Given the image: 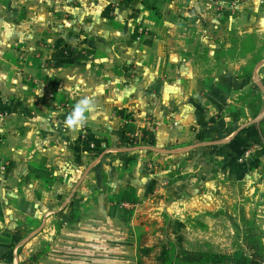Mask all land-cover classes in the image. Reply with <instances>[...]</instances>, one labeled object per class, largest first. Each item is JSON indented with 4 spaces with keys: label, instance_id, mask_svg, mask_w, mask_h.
<instances>
[{
    "label": "crops",
    "instance_id": "crops-1",
    "mask_svg": "<svg viewBox=\"0 0 264 264\" xmlns=\"http://www.w3.org/2000/svg\"><path fill=\"white\" fill-rule=\"evenodd\" d=\"M233 2L244 34L264 20V0H0V264H137L132 217L156 200L211 234L241 211L264 232V62L193 64L202 18L228 37ZM85 96L96 111L70 133Z\"/></svg>",
    "mask_w": 264,
    "mask_h": 264
},
{
    "label": "rangeland",
    "instance_id": "rangeland-1",
    "mask_svg": "<svg viewBox=\"0 0 264 264\" xmlns=\"http://www.w3.org/2000/svg\"><path fill=\"white\" fill-rule=\"evenodd\" d=\"M231 4L233 5H228L225 11L230 19H228L229 24L226 27L228 37L224 38H216L218 35L215 33L219 30L215 26H210L209 21L204 22L202 18L204 16L201 12L198 13L195 8L188 10L189 15H197L202 18V22L200 21L201 28L208 31L205 45L199 51L200 53L193 58L195 73L198 76L219 77L225 74H233L238 78L253 77L255 70L264 62V20L261 21V24L247 25V33L244 34L231 19L238 16L240 7H237L238 3L236 2ZM219 12L223 14L224 11L219 9ZM211 50H214V55L210 54ZM61 108L65 109L66 107L64 105ZM100 177V183L95 185V190L98 194H104L108 175L103 173ZM153 202L154 204H148L147 208L136 212L132 217L134 257L137 264H163L165 253L172 250L170 241L177 243V246L182 245L190 252H213L212 250H217L218 252L214 253L249 255L243 244V233L253 231L264 238V232L254 224V216L252 214L247 215L243 211L239 215L230 214L229 216L227 214L224 216L225 224L217 223L214 234H211L207 231L205 220L200 217L177 215L172 210L161 209V204L157 208L159 201ZM69 209L71 213L76 212L79 217V209L74 203H71ZM77 221L78 218L73 221L70 217L69 223ZM180 224L183 226L180 227ZM23 225L25 227L27 225L25 232L28 237L30 234L28 218L23 222ZM231 228L233 232H231ZM55 235L54 233V238ZM120 236H123L124 239L125 234H120ZM181 237L184 239L183 242L179 241ZM127 240L130 241L129 238ZM42 255L43 253L38 252L21 264H35L39 256Z\"/></svg>",
    "mask_w": 264,
    "mask_h": 264
},
{
    "label": "trees",
    "instance_id": "trees-1",
    "mask_svg": "<svg viewBox=\"0 0 264 264\" xmlns=\"http://www.w3.org/2000/svg\"><path fill=\"white\" fill-rule=\"evenodd\" d=\"M250 77V76H248ZM72 220H77L78 214L71 213ZM256 225V222H254ZM183 226L180 224V227ZM260 235L253 231L243 233V244L249 252V255L234 254L226 255L214 252H190L182 245L170 241L172 250L165 253L163 264H263L264 262V242ZM180 242L184 239L179 238ZM140 263V260H139ZM141 264V263H140Z\"/></svg>",
    "mask_w": 264,
    "mask_h": 264
},
{
    "label": "clouds",
    "instance_id": "clouds-1",
    "mask_svg": "<svg viewBox=\"0 0 264 264\" xmlns=\"http://www.w3.org/2000/svg\"><path fill=\"white\" fill-rule=\"evenodd\" d=\"M3 35L5 38L11 35V26L4 24ZM96 111V103L93 97L85 96L79 99L73 106L71 112L64 120V127L70 133L81 131L85 128L88 120V114Z\"/></svg>",
    "mask_w": 264,
    "mask_h": 264
},
{
    "label": "water",
    "instance_id": "water-1",
    "mask_svg": "<svg viewBox=\"0 0 264 264\" xmlns=\"http://www.w3.org/2000/svg\"><path fill=\"white\" fill-rule=\"evenodd\" d=\"M260 87H261V89H262L263 92H264V88H263L262 86H260ZM263 117H264V114L261 115L258 119H256V120L254 121V123L259 124V123L262 121Z\"/></svg>",
    "mask_w": 264,
    "mask_h": 264
},
{
    "label": "built area",
    "instance_id": "built-area-1",
    "mask_svg": "<svg viewBox=\"0 0 264 264\" xmlns=\"http://www.w3.org/2000/svg\"><path fill=\"white\" fill-rule=\"evenodd\" d=\"M263 264H264V262H263Z\"/></svg>",
    "mask_w": 264,
    "mask_h": 264
}]
</instances>
